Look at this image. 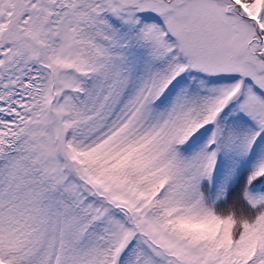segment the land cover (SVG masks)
Returning a JSON list of instances; mask_svg holds the SVG:
<instances>
[{"label": "snow or ice", "instance_id": "snow-or-ice-1", "mask_svg": "<svg viewBox=\"0 0 264 264\" xmlns=\"http://www.w3.org/2000/svg\"><path fill=\"white\" fill-rule=\"evenodd\" d=\"M0 264H264V0H0Z\"/></svg>", "mask_w": 264, "mask_h": 264}]
</instances>
